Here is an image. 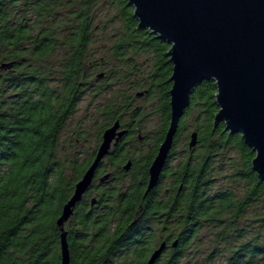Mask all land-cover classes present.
<instances>
[{
    "label": "trees",
    "instance_id": "1",
    "mask_svg": "<svg viewBox=\"0 0 264 264\" xmlns=\"http://www.w3.org/2000/svg\"><path fill=\"white\" fill-rule=\"evenodd\" d=\"M134 13L129 0H0V264L62 263L57 221L104 132L118 121L128 134L107 157L117 172L105 173L102 163L65 224L70 264H147L161 236L171 250L160 260L194 264L191 247L206 225L217 230L211 258L223 247L226 264H264V180L243 136L215 124V81L193 93L159 184L146 195L150 166L170 127L173 65L171 45L140 29ZM101 42L107 53L98 57ZM124 81L126 90L103 110L97 149L86 159L61 156L62 134L88 92L97 88V98ZM140 94L154 103L149 113L136 103ZM152 116L160 124L141 159L130 144L144 138ZM193 133L197 145L190 148ZM181 144L184 156L171 167ZM227 162L225 178L240 192L215 190L214 173L224 174Z\"/></svg>",
    "mask_w": 264,
    "mask_h": 264
},
{
    "label": "water",
    "instance_id": "2",
    "mask_svg": "<svg viewBox=\"0 0 264 264\" xmlns=\"http://www.w3.org/2000/svg\"><path fill=\"white\" fill-rule=\"evenodd\" d=\"M139 28L171 45L173 65L171 122L164 142L149 169L146 195L158 184L191 97L205 81L216 82L219 112L215 124L225 123L230 134H241L255 153L253 170L264 180V0H129ZM6 67V66H5ZM139 96H142L140 94ZM128 133L118 121L103 134L94 161L77 183L57 225L61 229V264L71 256L65 224L91 189L99 166ZM193 133L190 148L197 145ZM132 163L124 169L129 171ZM106 175L101 182L108 180ZM97 200H92V205ZM178 246L174 242L173 248ZM167 250L164 242L147 264H156Z\"/></svg>",
    "mask_w": 264,
    "mask_h": 264
},
{
    "label": "rangeland",
    "instance_id": "3",
    "mask_svg": "<svg viewBox=\"0 0 264 264\" xmlns=\"http://www.w3.org/2000/svg\"><path fill=\"white\" fill-rule=\"evenodd\" d=\"M106 44L101 42L97 49L99 51L98 57L102 55H106L107 50L103 49ZM143 62V58L140 60ZM110 68V66L106 65L105 67H100L98 72L100 74L104 73L106 69ZM120 76V75H119ZM103 76L100 78L102 79ZM114 81V80H113ZM112 83V82H110ZM127 84L126 82H122L119 85H115L113 87L112 92H105L101 94L99 97L95 98V92L97 88H92L84 98L83 102L80 103L78 110L75 116L71 119L68 126L65 128L62 134L61 141V156L65 153H69L70 155H79L81 159H86L94 150L97 149V140L100 136L101 131L103 130V110L105 106L110 102L111 99L116 98L120 91H125ZM133 93H136L133 91ZM138 107L146 108V112L149 113L151 110V106L154 104L153 101H148L147 98L140 96L138 101L136 102ZM194 121V117L190 119V123ZM160 124L159 117L152 116L151 118H147L145 121L146 129L142 132V136L145 138L149 135V139L145 140L144 138L140 140V142L135 141L130 145L131 149L134 151H141V159L142 157L148 154L150 146L152 144V140L154 138V133L156 132L158 126ZM192 130V129H190ZM184 148L183 145H179L175 150V154L173 157V161L170 164L171 167H176L177 164L184 156ZM229 157H234V153H231ZM229 162H227L226 172L220 173L218 170L214 173L215 190H219L220 188H233L237 191H241V187L239 184L232 183L231 180L225 178L226 175L231 172V168L229 167ZM111 162L108 158H105L102 164V170L105 173L113 172L116 173L117 170L113 169ZM126 182L130 179L127 176ZM101 178V177H100ZM99 178V179H100ZM99 179L95 182V186L100 183ZM171 179L165 180L163 184V189H167ZM93 190V189H92ZM217 230L209 227L208 225L204 226V229L199 233V238L196 240L191 247V259L194 264H226L225 255L226 252L221 247V253L214 255L211 258V255L215 251L217 247ZM188 262V261H187ZM185 262V263H187ZM159 264H165V259L162 258Z\"/></svg>",
    "mask_w": 264,
    "mask_h": 264
},
{
    "label": "flooded vegetation",
    "instance_id": "4",
    "mask_svg": "<svg viewBox=\"0 0 264 264\" xmlns=\"http://www.w3.org/2000/svg\"><path fill=\"white\" fill-rule=\"evenodd\" d=\"M121 129L122 130H126V127H121ZM128 134V133H127ZM126 134V135H127ZM125 135V136H126ZM122 141V140H121ZM121 141L116 145V146H113V148H112V150H111V153H110V155H113V153H114V151H115V148L119 145V144H121ZM130 145H132V143L130 144ZM109 155V156H110ZM108 156V157H109ZM111 157V156H110ZM130 161V160H129ZM149 183V182H148ZM164 242H166L167 243V241L166 240H163V237L161 236L160 237V239H159V242L155 245V247H154V249H153V251H152V253H151V256L153 255V253L160 247V245L162 244V243H164ZM167 250L168 251H170L171 250V247H170V244L168 243L167 244ZM151 256L147 259L148 261H149V259L151 258ZM161 259V258H160ZM159 259V260H160ZM160 262H161V260H160ZM160 262H157L156 264H159Z\"/></svg>",
    "mask_w": 264,
    "mask_h": 264
},
{
    "label": "snow or ice",
    "instance_id": "5",
    "mask_svg": "<svg viewBox=\"0 0 264 264\" xmlns=\"http://www.w3.org/2000/svg\"><path fill=\"white\" fill-rule=\"evenodd\" d=\"M258 163L264 165V153L261 154V158Z\"/></svg>",
    "mask_w": 264,
    "mask_h": 264
}]
</instances>
